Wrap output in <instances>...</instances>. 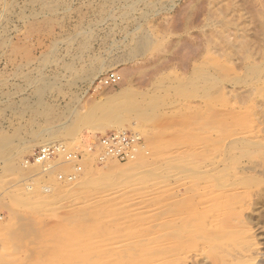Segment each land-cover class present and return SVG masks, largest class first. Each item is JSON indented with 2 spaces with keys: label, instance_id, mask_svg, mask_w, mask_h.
Returning <instances> with one entry per match:
<instances>
[{
  "label": "rangeland",
  "instance_id": "obj_1",
  "mask_svg": "<svg viewBox=\"0 0 264 264\" xmlns=\"http://www.w3.org/2000/svg\"><path fill=\"white\" fill-rule=\"evenodd\" d=\"M0 264H264V0H0Z\"/></svg>",
  "mask_w": 264,
  "mask_h": 264
},
{
  "label": "built area",
  "instance_id": "obj_2",
  "mask_svg": "<svg viewBox=\"0 0 264 264\" xmlns=\"http://www.w3.org/2000/svg\"><path fill=\"white\" fill-rule=\"evenodd\" d=\"M120 79H121L120 75L116 73H111L104 78L103 82L105 84L111 85L118 82ZM99 139H100L99 140L100 145H102L105 150L104 156L113 155L121 158L126 157V147L129 146L130 144V138L126 133L112 132L106 134L105 136H102ZM63 153L66 152H65V147L62 144H51L43 147L41 151H39L37 154L33 156L32 160L33 163L44 164L59 159L60 155ZM66 155L68 157L67 160L69 161L78 160V156H76L75 154L68 153ZM78 169L80 168L78 167ZM60 178H64L70 181L75 179V175L74 173L71 172L60 175Z\"/></svg>",
  "mask_w": 264,
  "mask_h": 264
},
{
  "label": "bare ground",
  "instance_id": "obj_3",
  "mask_svg": "<svg viewBox=\"0 0 264 264\" xmlns=\"http://www.w3.org/2000/svg\"><path fill=\"white\" fill-rule=\"evenodd\" d=\"M88 151V150H87Z\"/></svg>",
  "mask_w": 264,
  "mask_h": 264
}]
</instances>
